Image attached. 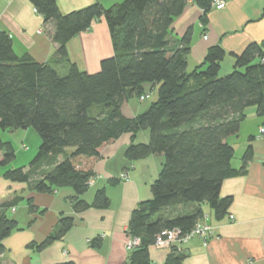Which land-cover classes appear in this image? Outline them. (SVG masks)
<instances>
[{"label":"trees","instance_id":"16d2710c","mask_svg":"<svg viewBox=\"0 0 264 264\" xmlns=\"http://www.w3.org/2000/svg\"><path fill=\"white\" fill-rule=\"evenodd\" d=\"M27 1L45 23L53 24L50 35L57 44L56 56L66 69L60 73L51 62L17 55L10 35L0 29V130L33 127L40 138L29 164L6 169L3 177L40 193L71 188L75 212L107 208L104 189L95 192L91 204L80 196L89 188L105 146L128 132L127 159L162 155L164 160L151 184L152 197L131 211L128 235L140 242L124 264H151L149 247L157 233L173 227L189 231L203 214L199 207L183 213H175V207L206 203L214 219L225 217L232 197L220 195L221 183L244 173L252 158L249 143L241 167L233 168L234 148L227 138L238 133L245 110L251 107L264 127V43H248L234 55L232 70L225 74L220 73L225 51L212 46L204 61L189 72L192 27L173 38V20L192 1L201 9L203 26L212 0H122L106 8L93 0L67 13L61 12L56 0ZM101 17L113 53L100 60L97 71L80 70L69 60L66 44ZM145 83L158 85L156 100L140 114L124 116L120 108L124 100L151 92L143 88ZM140 130L149 131V140L133 143ZM57 154L63 155L61 160ZM14 158L13 144L0 136V166ZM117 182L119 178L109 181ZM21 200L18 196L0 203V255L2 241L20 229L8 210ZM26 203L30 212L44 211L30 199ZM73 224L72 216H61L44 241L28 246L41 250ZM185 257L173 246L163 264H181Z\"/></svg>","mask_w":264,"mask_h":264},{"label":"crops","instance_id":"0c3cea01","mask_svg":"<svg viewBox=\"0 0 264 264\" xmlns=\"http://www.w3.org/2000/svg\"><path fill=\"white\" fill-rule=\"evenodd\" d=\"M56 1L61 12L67 13L93 0ZM97 1L106 8L122 0ZM224 1L223 8L210 9L203 26L201 9L192 1H188L174 18L171 28L173 38L180 37L188 27H192L187 71H192L204 61L210 47L219 45L225 51L220 73L225 74L221 71L223 66L226 67L225 71H231L234 55L240 53L248 43H264V0ZM0 29L10 35L17 55L28 54L38 62H51L57 70L65 71L64 62L56 56L57 44L50 35L54 30L53 24L45 23L27 0H0ZM66 49L69 60L80 70L97 71L100 60L113 53L105 20L102 17L93 20L89 28L67 42ZM157 87V84H143L145 90L151 89L146 100L139 101L136 97L124 100L121 113L127 117L140 114L156 100ZM261 127L262 118L251 107L245 110L238 133L227 138L234 148L231 159L233 168L241 167L242 156L249 143L252 158L244 173L226 178L221 183L220 195L232 197L225 217L214 219L206 203H192L172 209L175 213H183L199 207L203 212L201 217L215 229V236L206 245L199 238H191L179 247L186 255L181 264H264V133H260ZM23 130L25 137L31 132L29 127ZM148 140L149 131L140 130L135 134L133 143H146ZM9 141L13 144L11 139ZM129 144L130 133L124 132L105 146L93 167L94 182L80 196L91 204L95 192L104 189L109 206L104 209L89 207L79 212L72 208L70 198L74 192L71 188L40 193L29 190L25 183L6 180L3 177L6 169L26 165L22 161L16 163L20 151L14 148L13 164L0 167V203L22 197L15 210L12 211V207L8 210L20 229L13 230L2 241L4 252L0 255V264H55L63 261H73L75 264H124L131 251L125 246L131 211L140 202L152 197L151 184L157 178L164 160L162 155L129 160L125 156ZM29 150L27 147L23 150L25 158L31 157ZM65 150L70 151L68 148ZM62 157V154L56 155L57 160ZM122 173L126 174L125 178H121ZM112 178H119V182L110 184ZM28 199L36 208L44 211L30 212L26 203ZM230 215L233 219L229 218ZM61 216H72L74 224L60 239L41 250L28 246L44 241ZM170 249H156L151 245L150 263L163 264Z\"/></svg>","mask_w":264,"mask_h":264},{"label":"built area","instance_id":"2783aa9c","mask_svg":"<svg viewBox=\"0 0 264 264\" xmlns=\"http://www.w3.org/2000/svg\"><path fill=\"white\" fill-rule=\"evenodd\" d=\"M224 6V0H212L211 7L221 9ZM147 97L148 93L141 95L138 98L140 101H144ZM260 133H264V127L260 128ZM125 177L126 174L122 173L121 178ZM94 179L95 177L89 179V185L93 184ZM13 210H15V208H12V211ZM229 217L230 219H233L232 215ZM213 236H215V230L213 226L208 221L200 217L189 231L183 232L179 227L161 230L155 235L152 246L156 249H170L173 246L179 248L191 238H199L202 240L203 244L206 245L207 241ZM139 242V238L129 235L125 246L127 249L132 250L139 245Z\"/></svg>","mask_w":264,"mask_h":264},{"label":"rangeland","instance_id":"374dc122","mask_svg":"<svg viewBox=\"0 0 264 264\" xmlns=\"http://www.w3.org/2000/svg\"><path fill=\"white\" fill-rule=\"evenodd\" d=\"M225 70H226V67L224 65L221 71L226 72V73L230 72V71H225ZM59 72L64 73V71H61V70ZM138 100H139V98H138ZM29 128H30L29 131H31V132H28L26 137H25V134H26L25 131L21 128L16 129L17 131H15V130H12V131L0 130V136L2 137V139H4V140H10L11 139L13 142V145L15 146L14 148H17V150L20 151V153H18V155L16 156V159H17L16 163H18L20 161L26 162V166L29 164V162H30L29 160H32L34 158L35 154L38 151V147L40 144L39 143L40 138H38L39 136H37L38 134H36L37 132L35 131V129L33 127H29ZM22 134H23V136H21ZM25 147L30 148L28 153H30V155L31 154L32 155L29 158H27V157L25 158V156L23 155V150H25ZM14 160H15V158L12 161H10L7 166L12 165ZM5 167L6 166L1 167V168H5Z\"/></svg>","mask_w":264,"mask_h":264}]
</instances>
